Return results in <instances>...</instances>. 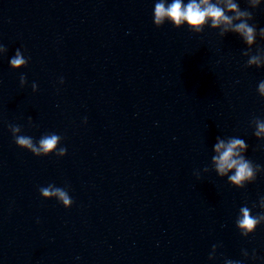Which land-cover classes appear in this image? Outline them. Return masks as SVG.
<instances>
[{
    "label": "clouds",
    "instance_id": "clouds-1",
    "mask_svg": "<svg viewBox=\"0 0 264 264\" xmlns=\"http://www.w3.org/2000/svg\"><path fill=\"white\" fill-rule=\"evenodd\" d=\"M262 0H247L248 8L241 9L236 0H157L154 5L153 23L156 27L163 26L166 22L179 29L187 25L188 29L196 34L203 32L204 28L210 26L211 29H218L219 35L224 36L228 33L238 35L246 45H254L257 36L264 40V28L257 31L255 24H250L253 20V11L260 7ZM251 9V10H249ZM7 49L0 45V52H6ZM242 55L249 57L245 67L255 66L264 67V49H257L256 54L251 53V49L242 52ZM29 60L20 49H17L9 63L13 69L26 67ZM27 83L25 75L20 76V86ZM63 84V78L60 79ZM37 85L32 84L35 91ZM257 92L261 98H264V81H260ZM31 122V118H29ZM87 123V118L84 119ZM255 128L254 135L257 139L264 140V119L253 118L251 121ZM31 125V123H30ZM9 130L12 133L14 142L20 149L27 150L37 157H46L55 155L63 157L67 154V148L61 147L62 137L56 133H46L38 141H34L31 136L23 135L20 125L9 124ZM248 149L247 143L238 137H228L227 139L216 138L213 145L215 155L212 156L211 163L219 177H227L230 185L236 188H244L246 184L256 180L257 174L264 172V167L254 164L247 159L245 153ZM207 170V169H206ZM39 192L45 200L56 198L64 208H71L73 200L66 188L57 187L49 184L46 187H40ZM257 205L253 204V208ZM260 213L253 215L252 209L247 205L239 209V215L236 218V227L243 237L253 234L258 226L264 224V197L259 200ZM215 248L216 245H213ZM243 255L248 257V252L243 251ZM214 254L210 253L209 259H214ZM252 258L256 259L253 251ZM225 264H242L241 261L226 260Z\"/></svg>",
    "mask_w": 264,
    "mask_h": 264
}]
</instances>
